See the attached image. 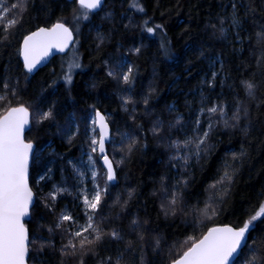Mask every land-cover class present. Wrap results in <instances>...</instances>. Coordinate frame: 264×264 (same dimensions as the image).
Wrapping results in <instances>:
<instances>
[{"label":"trees","instance_id":"trees-1","mask_svg":"<svg viewBox=\"0 0 264 264\" xmlns=\"http://www.w3.org/2000/svg\"><path fill=\"white\" fill-rule=\"evenodd\" d=\"M24 1L27 6L18 20L0 25V117L20 105L31 111L26 140L36 144L30 172L36 203L26 224L29 264H79L80 259L100 264L109 256L113 264L117 257L120 264H171L211 227L239 228L259 211L264 204V42L257 34L264 31V0H141L143 13L130 10L129 0H107L96 14L66 0ZM249 5L252 11H247ZM82 13L89 18L76 19ZM236 15L239 25L228 27ZM221 19L228 28L225 36L218 31ZM145 20L149 26L163 25V31L147 33ZM58 21L76 35L80 67L73 68L71 83L64 78L69 54L56 57L35 75L26 73L21 62L23 39ZM162 44L167 54H161ZM117 59L133 66V84L107 74ZM244 80L257 85L255 96L247 94ZM213 104L225 106L227 126L218 115L211 121L207 111L200 115L201 108ZM96 109L109 114L135 146L121 168L113 162L117 180L108 182L103 214H96L102 239L86 245L83 256L65 254L61 249L68 243L65 229L71 221L61 222L60 216L71 212L81 224L86 221L77 204L70 160L81 155L82 129ZM48 112L51 116L44 119ZM157 117L164 129L154 135ZM197 119L201 132L213 124L207 147L199 158L190 155L187 165L173 167L179 162L171 159L174 151L168 142L163 146V137L177 141L183 132L194 136ZM71 122L80 123L83 133L69 132ZM226 169L231 179L217 183ZM162 176L165 186L187 182L176 205L163 198ZM61 187L68 192L50 201L49 193ZM113 229L123 240L110 239L107 233ZM249 237V247L234 264H248L253 259L249 249L259 256L264 216Z\"/></svg>","mask_w":264,"mask_h":264},{"label":"snow or ice","instance_id":"snow-or-ice-1","mask_svg":"<svg viewBox=\"0 0 264 264\" xmlns=\"http://www.w3.org/2000/svg\"><path fill=\"white\" fill-rule=\"evenodd\" d=\"M81 8L89 10L100 9L104 0H78ZM24 0H13L11 5L5 9L3 7V0H0V11L19 10L21 7H26ZM231 7L234 11L237 10L238 5L233 2ZM129 9L135 13H143L145 11L141 0H129ZM247 11H252L251 6L247 7ZM110 15V14H109ZM89 15L82 13L76 19H88ZM15 21L13 20V24ZM219 29L221 36L227 34L228 28L224 27L225 20H219ZM240 20L238 15L231 18L228 27L239 25ZM216 28V25H212ZM144 30L152 35H155L157 30L163 31V25L156 24L149 26L148 21H144ZM261 42H264V31L257 34ZM239 39V34H237ZM73 42V31L70 27L66 26L64 22L58 21L54 26L49 29L41 28L32 35H29L24 40L23 56L25 67L28 72H32L39 63L40 59L50 54L51 49L55 48L59 52L68 50L69 45ZM137 53L140 49H135ZM167 48L164 44L161 45V54H167ZM78 57L76 54L71 53V60L67 65V74L64 76L66 82L71 83V73L73 68H79ZM110 77L118 79L123 84L131 85L134 83L133 66L130 63H123L120 66V71L116 72L109 70L107 73ZM216 73H212V78L215 79ZM247 94L252 97L255 96L257 85L254 82L244 80L241 82ZM8 87L7 83L3 85ZM127 104L128 101L124 100ZM170 111H175L170 108ZM207 111L210 114V121L212 115H218L227 126V112L225 106L222 104H213L210 107L201 108L200 115ZM239 109L233 115L232 119H238ZM51 116V112L43 114V118L47 119ZM182 117H178L176 123L179 124ZM29 123V113L27 108L18 107L13 108L6 116L0 119V264H26V257L28 255V231L24 224V217L30 215V207L33 204L34 194L28 185V164L29 157L32 153L33 145L26 143L23 138L25 125ZM91 124L95 136L91 139V148L93 153L99 152L100 158L106 167L104 179L106 182H115L117 180V171L113 167V159L109 158L108 148L106 142L114 150L125 149L127 144L128 151L131 152L135 146L133 138L127 134H121V140L117 143L114 135L111 132L107 118L99 111L93 112L91 117ZM200 120L197 119L194 132L195 138H186L181 145L178 141H172L170 147H174L177 153L171 159L178 161L179 164H174L173 167L185 166L188 163L190 155H195L199 158L200 152L207 147V140L209 132L212 130L213 124L209 122L207 130L199 131ZM98 129V131H97ZM164 129V122L157 117L156 124L151 131L154 135H159ZM116 134H120L117 130ZM96 137H99L98 139ZM201 145L205 148L202 149ZM190 146L191 149H190ZM190 149L185 155H179L180 148ZM234 158H235V154ZM89 161L95 164L89 155ZM117 163H123V157ZM82 176L83 173H78ZM96 173L93 170L92 179L95 181ZM40 177L39 179H43ZM231 176L226 169L223 176H221L217 183H224L230 180ZM165 177H161V189L163 191V198L168 200L169 205H176L182 191V185H186V181H178L175 185L165 186ZM215 184L211 187L215 188ZM109 184L105 183L103 186L96 183L89 198V193H83V207L84 216L86 217L85 223L81 224L79 220L74 219L71 212H65L60 216V221H71V227L66 228L65 232L68 235V243L65 244L61 251L65 254H72L83 256L86 245H91L100 241L104 235L103 230L97 224L96 214L99 212L103 214L101 207L102 200L108 194ZM68 192L67 188H56L54 192L49 193L48 199L54 201L58 195ZM70 194V193H69ZM105 205L107 201H104ZM53 205L48 204L46 207L51 208ZM264 216V204L260 207L259 211L250 216L239 228L224 227L212 228L208 231L207 235L202 239L194 241L191 247L188 248L178 259H173L171 264H230V261L235 262L237 256L245 249L248 248L250 228H254V221H257ZM133 225L137 224L136 220L132 221ZM57 227H60L58 224ZM51 231V229H49ZM89 233L92 239L85 236ZM107 235L110 239L115 241L123 240L120 232L113 229ZM264 245V241L261 242ZM253 255L248 264H264V248L260 251L259 256L256 255L255 249H249ZM79 264H84L83 259H80ZM100 264H113L112 257H105L100 260ZM114 264H120V258L117 257Z\"/></svg>","mask_w":264,"mask_h":264},{"label":"rangeland","instance_id":"rangeland-1","mask_svg":"<svg viewBox=\"0 0 264 264\" xmlns=\"http://www.w3.org/2000/svg\"><path fill=\"white\" fill-rule=\"evenodd\" d=\"M12 2H13V0H3V7L5 9H7L11 5ZM17 2H20V0H17ZM23 9H24V7H21L19 10L0 11V25H3L4 22L7 23V25H12L13 24V20L15 22H16V20H18L19 15L23 11ZM71 53H74V54H76V56H78L77 55V47H76V45L68 53L69 54L68 62L71 60ZM123 63H126V62H123ZM121 64H122V61H119V59L114 60L110 70L119 72ZM93 112H94V110L89 113V121H88L87 125H85L83 127V129H82L85 132L84 135H83V138L85 137V145L83 147V151H82L81 155L78 158H73V159L70 160L72 170L74 171V176H73L72 182L75 184V188H76L75 189V193L77 195V198H76V200L78 201L77 204H78V206H81V209L83 211H84V207H83V203H82V201H83V193L84 192L89 193V198H90V194H91V192H92V190H93V188H94L96 183H99L102 186L105 183H108L104 179V173L106 172V170L102 167L101 158L99 157L97 152L93 153L91 151V148L94 147V145L91 144V139H92L93 136H95V133L92 130L94 126L91 124V117L93 115ZM106 116L108 117V119L110 118L109 114H106ZM83 121H84V119H83ZM109 122L111 123V126L114 125V127H112V133H113L114 139H115V141L117 143H119L120 140H121V134H127L129 136V134L126 133L120 126L115 125V123H113L112 119L111 120L109 119ZM80 127H81L80 123L74 124V123L71 122L70 127H69L70 128L69 132H71L72 134H77V132L83 133L81 131ZM117 130H119L120 134H116ZM183 134H184V136L181 137L182 140H177L178 142L181 143V145L183 144V141L186 138H193V139L195 138V135L191 136L187 132H185V133L183 132ZM96 138L98 139L99 137H96ZM163 138H164L163 146L164 145L167 146V142L170 145V141L171 142L173 141L167 136L163 137ZM203 146L204 145H201V148ZM191 147L192 146H190V149H191ZM170 148H172L173 149L172 151H174L173 154H171V157H172L174 154L177 153V150L174 147H170ZM109 149H110L111 158L113 159V157H114L113 162H114L116 168L117 169L121 168L123 166L124 161L126 160V157H127V154H128L127 145L125 146V149L123 151H121V150H118V149L114 150L108 144V150ZM190 149H185V148L181 147L178 154L179 155H185L187 152H189ZM89 155H91L92 160L95 161V164L90 163ZM121 157H123V163H117V161H119L121 159ZM93 170L96 173H98V175L96 176L95 181H93V179H92ZM78 173H83V175L80 176V175H78ZM257 221H254V226H255V223ZM251 229L252 228H250V230Z\"/></svg>","mask_w":264,"mask_h":264},{"label":"water","instance_id":"water-1","mask_svg":"<svg viewBox=\"0 0 264 264\" xmlns=\"http://www.w3.org/2000/svg\"><path fill=\"white\" fill-rule=\"evenodd\" d=\"M66 1H69V2H77V4L79 5L78 0H66ZM106 1H107V0H104V3H103V5H102V7H101L100 9H97V10H89V9H86V10L90 11L91 13L96 14V13L100 12V11L103 9V7H104ZM79 6H80V5H79ZM55 24H56V23H55ZM55 24H54V25H55ZM54 25H52V26H54ZM52 26H50V27H40V28L34 30L33 32H31L30 34H28V35L23 39V41H22V44H21V52H20L21 62H22V64H23L24 70H25L26 73H28L29 75H35L39 70H41V69H43L44 67L48 66V65L51 63V61H52L53 59H55L56 57L67 55V54L73 49V47H74V45H75V43H76V35H75V32H74L73 29H72V31H73V42L69 45L68 50H66L65 52H59V51H57L55 48L51 49L50 54L47 55V56H44L43 58H41L40 61H39V63H37L36 67L33 69V71H32V72H28V71H27V68L25 67V61H24V56H23L24 40H25L29 35H32L34 32H37L39 29H41V28L49 29V28H51ZM66 26H68V25L66 24ZM68 27H69V26H68ZM70 28H71V27H70ZM18 107H25V108H27V107L24 106V105H20V106L12 107V108H10V109H9V110H8L3 116H1L0 119H2L4 116H6V115L8 114V112L11 111V109H13V108H18ZM27 110H28V113H29V123H28L27 125H25V129H24V133H23V138H24V140H25L26 143H31V144L33 145L32 153L30 154V157H29L28 174H27L28 185H29V187L32 189V187H31V185H30V172H31V166H32L33 156H34L35 151H36V144L33 143V142H28V141L26 140V135H27V133L30 131L31 127H32L31 111H30L28 108H27ZM96 111H99L101 114H103V115L107 118V116H106L101 110L96 109ZM107 120H108V119H107ZM108 124H109V128H110V130H111V132H112V128H111V125H110L109 121H108ZM97 131H98V129H97ZM107 146H108V142H106V148H107ZM97 153H98V155H99V157H100V153H99V152H97ZM109 158H110V157H109ZM110 159H111V158H110ZM101 164H102V167L106 170V167L104 166L102 159H101ZM113 167H114V164H113ZM114 168H115V167H114ZM32 192H33V194H34V197H33V204H32V206L30 207V210H29V211H30V215L24 217V224H25V227H26V229H27V231H28V238H29V240H28V249H29V244H30V234H29V230H28L26 224H27V222H29L30 219H31V211H32V209H33V207H34V205H35V203H36V195H35V192H34L33 189H32ZM224 227H232V228H234V229L236 228V227H233V226H231V225H218V226L211 227L209 230H211L212 228H224ZM209 230H208V231H209ZM208 231L205 233V235H207ZM249 234H250V231H249V233L246 234V235L249 236ZM205 235H204V236H205ZM202 238H203V237H202ZM202 238H201V239H202ZM241 253H242V252H241ZM241 253H240V255H241ZM240 255H239V256H240ZM239 256H237L236 260L239 258ZM28 260H29V250H28V255H27V257H26V264H29V261H28ZM236 260H235V261H236ZM234 263H235V262L230 261V264H234Z\"/></svg>","mask_w":264,"mask_h":264},{"label":"bare ground","instance_id":"bare-ground-1","mask_svg":"<svg viewBox=\"0 0 264 264\" xmlns=\"http://www.w3.org/2000/svg\"><path fill=\"white\" fill-rule=\"evenodd\" d=\"M96 111V110H95ZM105 114V113H104ZM106 115V114H105Z\"/></svg>","mask_w":264,"mask_h":264}]
</instances>
